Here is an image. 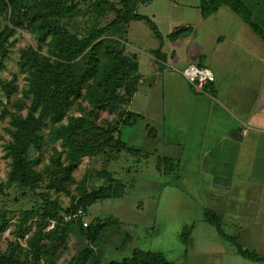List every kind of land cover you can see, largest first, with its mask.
Returning <instances> with one entry per match:
<instances>
[{"label":"rangeland","instance_id":"1","mask_svg":"<svg viewBox=\"0 0 264 264\" xmlns=\"http://www.w3.org/2000/svg\"><path fill=\"white\" fill-rule=\"evenodd\" d=\"M105 1L0 0V264H108L136 248L179 262L186 249L181 233L196 217L186 208L197 205L176 179L181 150L161 142L165 130L181 139L172 126L190 108L173 78L178 62L201 50L192 37L203 31L200 0ZM125 13L149 16L163 39L145 20L109 27ZM107 27L66 58L74 37ZM57 63L74 65L77 88L63 104L37 103L35 85ZM28 135L31 177L21 183L12 172ZM112 179L124 195L92 202L101 187L117 186ZM78 205L89 227L64 221Z\"/></svg>","mask_w":264,"mask_h":264},{"label":"crops","instance_id":"2","mask_svg":"<svg viewBox=\"0 0 264 264\" xmlns=\"http://www.w3.org/2000/svg\"><path fill=\"white\" fill-rule=\"evenodd\" d=\"M202 27V34H192L201 50L182 58L180 74L173 78L182 87L181 104L190 107L182 113L181 127L172 126L181 139L174 133L167 137L165 130L161 142L181 150L174 158L180 163L179 187L197 205L186 208L196 217L185 225L191 233L175 263L264 264L239 254L203 218L211 209L227 236L264 258V40L225 7L204 18ZM197 59L213 72L214 94L191 90L182 75ZM165 102L172 98L166 96Z\"/></svg>","mask_w":264,"mask_h":264},{"label":"trees","instance_id":"3","mask_svg":"<svg viewBox=\"0 0 264 264\" xmlns=\"http://www.w3.org/2000/svg\"><path fill=\"white\" fill-rule=\"evenodd\" d=\"M107 3L105 0H99ZM228 6L233 13L238 15L244 22H246L254 31L264 40V5L262 0H200L199 9L200 13L204 18L211 16L221 9L223 6ZM263 5V6H262ZM131 20H145L150 28L153 30L155 36L159 39H163V35L159 30L157 24L149 16L143 14H130L125 13L122 17L116 19L109 27L117 26L122 21L128 22ZM99 29L94 31L88 37L83 39L73 38L70 42V56L66 58L74 59L78 54L87 49L95 40H97L105 31L109 28ZM71 61V60H70ZM49 68L54 71L53 74L46 77L45 81H37L35 89L37 92L36 101L37 103H51L60 101L61 104L64 103L65 95L77 88V82L71 77L74 75V65L70 63L63 64L57 63L56 65L49 64ZM205 92L214 94L215 90L210 81L203 87ZM34 121V119H33ZM30 135L25 138L24 142L18 147L16 151L14 167L12 172V178L14 181H19L21 183H28L31 177V170L27 161V143ZM120 144L126 148L128 151L132 149L125 143L120 142ZM169 163H173L172 159H168ZM180 177L176 176L178 180ZM113 184L117 186H107L101 187L92 202L96 200H104L112 197H121L124 195V184L116 179H112ZM83 208L86 210L85 206H75L70 208L68 211L75 208ZM203 218L206 222L215 226L219 234L226 240L232 242L239 254L250 258L252 260L263 261L264 258L258 256L257 253L245 250L238 243L237 239L227 236L221 229V217L212 211L211 209H205ZM90 225V224H89ZM88 225V227H89ZM192 227L189 225L185 226L181 233V240L186 244L188 242ZM108 264H178L169 261L165 255L161 252L144 250L136 248L130 257H126L121 261H112Z\"/></svg>","mask_w":264,"mask_h":264},{"label":"built area","instance_id":"4","mask_svg":"<svg viewBox=\"0 0 264 264\" xmlns=\"http://www.w3.org/2000/svg\"><path fill=\"white\" fill-rule=\"evenodd\" d=\"M182 75L190 84H197L198 89H202L205 84L212 81L214 78L213 72L206 67L199 64H190L182 70ZM87 212L83 208H75L63 215L65 222H70L75 219H81L82 224L87 227L89 222L86 219Z\"/></svg>","mask_w":264,"mask_h":264}]
</instances>
